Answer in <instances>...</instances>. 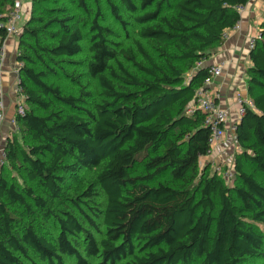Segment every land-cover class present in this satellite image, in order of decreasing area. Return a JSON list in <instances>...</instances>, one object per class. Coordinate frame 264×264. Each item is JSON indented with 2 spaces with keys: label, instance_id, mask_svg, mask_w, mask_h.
<instances>
[{
  "label": "trees",
  "instance_id": "16d2710c",
  "mask_svg": "<svg viewBox=\"0 0 264 264\" xmlns=\"http://www.w3.org/2000/svg\"><path fill=\"white\" fill-rule=\"evenodd\" d=\"M42 1L53 5L32 6L34 25L21 35L30 44L17 58L24 110L14 116L20 134L5 140L4 165L21 175L22 185L9 183L0 170V264L264 259V19L249 54L252 107L235 125L239 151L229 185L222 178L224 166L218 167L221 173L200 167L210 152V130L203 113H189L195 92L209 77L205 63L222 45L223 33L238 24L236 8L249 0H119L139 30L130 48L117 52L96 10L86 64L99 89L92 103L83 87L76 96L63 95L52 81L55 69L72 65L81 53L83 35L72 23L67 1L84 10L85 0ZM13 2L0 0V48ZM108 7L121 22L117 6ZM82 172H95L104 196L102 209L89 208L84 216L92 232L69 211L55 209L82 199L94 205L90 186L79 195L70 190ZM34 212L54 221V237L36 230Z\"/></svg>",
  "mask_w": 264,
  "mask_h": 264
},
{
  "label": "rangeland",
  "instance_id": "374dc122",
  "mask_svg": "<svg viewBox=\"0 0 264 264\" xmlns=\"http://www.w3.org/2000/svg\"><path fill=\"white\" fill-rule=\"evenodd\" d=\"M22 4V12L20 15V20L17 25V34L13 37H11L14 41V48L12 52L15 56V61L17 62L18 55L25 51L24 45L30 44L29 40L26 37H22V30L26 27H32L34 24L31 22V17L36 15V10L38 9H45L52 7V3L44 2L40 0L41 2L39 4H36V1L39 0H19ZM67 1V0H66ZM133 2L136 4L137 0H133ZM108 3H113L117 6L119 10V17L121 19V22H117L112 15L110 14V10L108 7ZM85 8L84 10L80 9L79 6L74 2L69 3L67 1L68 9L70 10V14L73 16V25L76 26L83 35V41L81 43V53L77 55L73 61L74 63L72 65L64 66L62 69H55V76L52 78V81L59 86V89L63 95H71L76 96L78 93V90L80 87H83V92H86L89 94L90 98L88 103L96 102L99 98V89L95 83V81L91 80L86 72V64L89 58V52H88V41H89V35H88V28L90 26V21L95 13V11H99V19L98 23L102 27L107 28L110 31V35L107 36L108 41L111 43V47L117 52L121 50H128L131 46V43L134 39L137 37V32L139 30V26L134 22L133 18L134 15H131L128 13L122 4L119 2V0H85L84 1ZM32 6L36 10H33ZM46 43L49 42L48 38H43ZM21 41L23 47L20 48L19 42ZM5 58V53L3 51V48L1 47L0 51V63H3V60ZM17 78L13 80L12 86L14 87L16 85ZM3 83L0 80V93L3 94L2 88ZM10 87V86H9ZM8 87V89H9ZM14 91H12L13 93ZM16 99V100H14ZM18 97L14 95L13 93V103L17 100ZM22 106H24V100L22 102ZM15 110V107L13 108ZM67 112L72 111L68 108H64ZM79 116H82L78 112ZM21 137H18L19 143L22 144ZM2 143V141H0ZM105 145H107L105 143ZM24 147V146H23ZM204 164L200 162V167L203 168ZM3 168L5 179L12 184L17 185L18 187L22 185L21 175L18 174V172L8 168V164L4 166H0V170ZM231 168V166H230ZM221 173V170L219 171ZM95 172H82L77 176L75 181L72 185H70L71 192L76 193V195L82 194L89 186L93 189V192L95 193V202L94 205H90L89 202L82 199L80 204L73 205L72 203H66L65 207H55V209L63 210V211H69L79 222V225L86 231H90L88 223L86 222L84 216L89 215V208L95 207L98 210H101L104 203V196L102 191L100 190L99 186L95 182ZM34 189V192L36 195L43 196L42 190L36 186L31 185ZM64 208V209H63ZM34 225L36 230L41 233L45 234L47 236L54 237L58 230L56 226L54 225V221H43V218L38 215L36 212H34V215L32 216ZM95 224L98 227L99 231H102V227L100 225L99 221H95ZM92 232V230H91ZM97 237L98 235L95 234ZM80 241H76V246L79 245ZM90 264H94V261H89ZM25 264H41L37 260H33L31 263H25ZM64 264H74L72 261L64 259ZM192 264H196L193 262ZM243 264H264V259H250L247 260Z\"/></svg>",
  "mask_w": 264,
  "mask_h": 264
},
{
  "label": "crops",
  "instance_id": "0c3cea01",
  "mask_svg": "<svg viewBox=\"0 0 264 264\" xmlns=\"http://www.w3.org/2000/svg\"><path fill=\"white\" fill-rule=\"evenodd\" d=\"M263 19L264 0H249L243 11L239 13L237 29L230 31L228 38L205 63L209 66L223 64L221 74L212 78L210 88L216 94L215 101L217 105L228 113L223 139L207 156L201 159V162L209 166L211 170H216L221 166L225 168L232 167L234 154L239 151L233 131L234 125L240 120L236 114L234 98L237 94H241L246 102H250L246 84V71L251 65L249 60L250 50L247 43L251 37L259 32ZM11 37L13 36L6 37L2 45L5 58L3 63H0V80L3 83V94L0 93V103L4 111V121L0 125V140L2 143L11 134L9 121L14 116L13 108L15 107L12 83L15 79L16 61L15 56H11L14 48V41Z\"/></svg>",
  "mask_w": 264,
  "mask_h": 264
},
{
  "label": "built area",
  "instance_id": "2783aa9c",
  "mask_svg": "<svg viewBox=\"0 0 264 264\" xmlns=\"http://www.w3.org/2000/svg\"><path fill=\"white\" fill-rule=\"evenodd\" d=\"M238 13H241L243 11V7L236 8ZM22 12V4L19 0H14L10 10L8 11L6 15V24H5V33L6 37L15 36L17 34V25L20 20V15ZM238 25H236L234 28L225 31L222 35L223 42L228 38V35L230 31L236 30ZM260 39L259 32L251 37L248 40L247 46L248 49L251 50L255 44L256 40ZM1 51V48H0ZM22 67L21 63H15V78H17V83L13 88V93L15 96L18 97V101H15V110H14V116L15 115H21L24 110V106H22L23 102V96L21 94V91L18 87V71ZM223 69V64H219L216 66H210L209 68V77L204 81L203 88L197 90L195 92L194 100L191 105V110H198L199 112L203 113L205 115V126L208 127L210 130V137L208 139V146L210 148V151L223 139L224 137V127L228 120V113L226 110L220 108L215 99L216 94L213 92V90L210 88L211 80L214 76H218L221 74ZM16 100V99H15ZM234 105L236 107V114L237 117L240 118L241 115L244 113V110L246 107L251 108V103L246 102L241 94H237L234 98ZM14 116L10 119L9 125H10V132L11 134L18 135L20 134V129L18 124L16 123ZM4 121V111L3 107L0 103V125ZM235 130V125L233 127V131ZM1 141V140H0ZM210 153V152H209ZM6 159L5 155V141L4 143H0V166L4 165ZM216 170L219 172L220 168H216ZM222 178L226 182L227 185L231 183L232 178V167L226 168L222 173Z\"/></svg>",
  "mask_w": 264,
  "mask_h": 264
}]
</instances>
